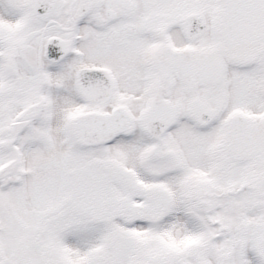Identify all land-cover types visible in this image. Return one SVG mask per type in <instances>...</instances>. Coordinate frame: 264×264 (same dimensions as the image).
<instances>
[{
	"label": "snow or ice",
	"instance_id": "obj_1",
	"mask_svg": "<svg viewBox=\"0 0 264 264\" xmlns=\"http://www.w3.org/2000/svg\"><path fill=\"white\" fill-rule=\"evenodd\" d=\"M0 264H264V0H0Z\"/></svg>",
	"mask_w": 264,
	"mask_h": 264
}]
</instances>
